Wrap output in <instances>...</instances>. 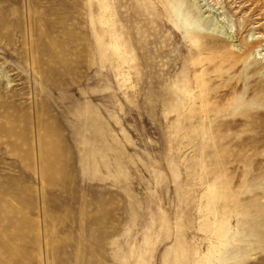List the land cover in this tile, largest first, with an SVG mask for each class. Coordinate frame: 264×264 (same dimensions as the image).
<instances>
[{
	"label": "rangeland",
	"instance_id": "rangeland-1",
	"mask_svg": "<svg viewBox=\"0 0 264 264\" xmlns=\"http://www.w3.org/2000/svg\"><path fill=\"white\" fill-rule=\"evenodd\" d=\"M208 2L0 0V264H264V0Z\"/></svg>",
	"mask_w": 264,
	"mask_h": 264
},
{
	"label": "bare ground",
	"instance_id": "bare-ground-1",
	"mask_svg": "<svg viewBox=\"0 0 264 264\" xmlns=\"http://www.w3.org/2000/svg\"><path fill=\"white\" fill-rule=\"evenodd\" d=\"M198 1V3L202 6V7H206L207 9L205 10V11H207V10H209V8H212V7H214V5L213 4H211L210 2H208V0H197ZM204 4V5H203ZM212 10V9H211ZM215 12V11H214ZM217 14V13H216ZM214 15V14H213ZM212 15V16H213ZM219 14H217L215 17L217 18L216 20H218V19H220L219 18ZM222 16V15H221ZM214 17V18H215ZM220 20H224V18L222 17ZM218 22V21H217ZM222 22V21H221ZM222 27H224L225 28V30L226 29H230V28H232V26H231V24L228 22V21H226V22H224L223 21V23H222ZM229 33V32H228Z\"/></svg>",
	"mask_w": 264,
	"mask_h": 264
}]
</instances>
